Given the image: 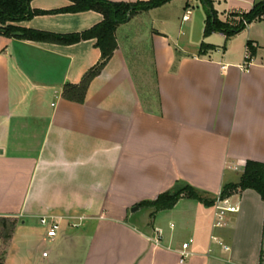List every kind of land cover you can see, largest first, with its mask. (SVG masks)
Segmentation results:
<instances>
[{"label": "crops", "instance_id": "crops-1", "mask_svg": "<svg viewBox=\"0 0 264 264\" xmlns=\"http://www.w3.org/2000/svg\"><path fill=\"white\" fill-rule=\"evenodd\" d=\"M176 1L118 27V48L83 104L62 92L99 62L95 40L57 45L0 35V216L17 220L3 264H264V201L254 190L231 197L239 211L228 213L220 228L215 207L194 199L171 210L146 207L148 219L137 216L141 202L177 183L211 200L240 181L247 161L264 163V20L247 26L245 50L250 42L255 52L248 60L247 52L222 53L210 41L214 33L205 37L207 18L192 19L198 0L180 5L181 26L194 31L189 40L168 34L167 17L164 29L131 31ZM263 2L213 0L218 18L232 25ZM71 5L31 2L41 11ZM103 20L96 11L64 12L17 26L72 34ZM147 41L150 76L145 53L137 50ZM76 217H85L79 227ZM43 218L59 222L54 236ZM155 230L162 232L159 245Z\"/></svg>", "mask_w": 264, "mask_h": 264}, {"label": "trees", "instance_id": "trees-1", "mask_svg": "<svg viewBox=\"0 0 264 264\" xmlns=\"http://www.w3.org/2000/svg\"><path fill=\"white\" fill-rule=\"evenodd\" d=\"M33 0H0V35L7 38L28 40L57 45H73L86 40H95L96 47L101 52L99 62L89 69L77 85L67 84L63 88L62 97L68 101L83 104L92 81L97 78L106 68L118 48L116 31L121 24L143 11H149L161 7L173 0H148L137 3L112 2L109 0H69L70 7L55 11L33 10ZM208 9L205 37L213 33L223 32L233 35L245 29L255 20H264V2L256 4L248 13H242L241 19L236 25L223 22L218 18L214 9L213 0H199ZM96 11L103 15L104 20L86 30L72 34H56L34 29H25L17 26V23L27 21L38 15L57 14L64 12ZM205 45L203 44L202 47ZM251 56L255 54L251 43H248ZM245 190L256 191L264 201V163L247 161L244 173L236 184H228L223 187L222 197H232L238 192ZM183 198L194 199L206 206H214L215 198L209 199L205 193L185 183H177L172 189L160 194L154 200L141 202L139 207L154 208L155 212L171 210ZM17 220L11 216H0V240L1 257L3 264L6 248L12 241Z\"/></svg>", "mask_w": 264, "mask_h": 264}, {"label": "rangeland", "instance_id": "rangeland-1", "mask_svg": "<svg viewBox=\"0 0 264 264\" xmlns=\"http://www.w3.org/2000/svg\"><path fill=\"white\" fill-rule=\"evenodd\" d=\"M184 0H177L176 2H174L173 4H170L169 6H166V8H163V10H160L159 12H153L150 16H148L146 19H143V23H141L140 25L135 26L134 28H132V32L135 31V29L139 30V32H145L146 29L151 26V27H155V28H161L164 29L165 26L162 23V19L166 18L170 19V25L169 27H167L168 29V34H170V36L174 39H177L179 42H183L185 40H189V38L191 37V35H193L194 31L190 28H188V24L189 23H184L181 26V18H182V14H183V9L182 7H180V5H182ZM199 1V0H198ZM200 2V1H199ZM192 10H193V15H192V19L194 18L196 21L197 18L199 17H203V18H207L209 12L208 9L205 7V5H203L202 3H193L192 4ZM239 17H241V15H239ZM247 33H248V29L246 27V29L241 30L240 32L233 34V35H228L227 39H223L220 37L219 33H214V35L210 38V41L212 43H215L216 45L220 46V51L223 53V51H226L228 56H245L244 52H248V48L247 50H245V46L247 45ZM150 48H151V42L147 41V42H143L142 44L139 45V47L137 48V50H142L143 54L145 53V59H143V66H145L146 74H149L150 76V72L148 69H151V65H150V60L148 62V59H150V57H147L150 53ZM134 57L130 56V62L131 65L134 68ZM136 70V69H135ZM136 75L139 77L137 71ZM148 210L146 207H143L142 209H140V211L138 212L137 216L141 219H148Z\"/></svg>", "mask_w": 264, "mask_h": 264}, {"label": "built area", "instance_id": "built-area-1", "mask_svg": "<svg viewBox=\"0 0 264 264\" xmlns=\"http://www.w3.org/2000/svg\"><path fill=\"white\" fill-rule=\"evenodd\" d=\"M190 11H188L186 13V15H184L183 20L187 21L189 20V16H190ZM220 34H222L225 38L226 35L223 32H220ZM245 58L248 60L250 58V53L247 52ZM216 213H215V224L214 226L216 228H220L224 225V221L226 218V215L228 213H237L239 211V207L238 205H235L232 203L231 201V197H222L221 193H219L217 195V197L215 198V204H214ZM73 220H75L76 222L73 223V227H79L81 225V223L85 220V217H76ZM42 224L44 225H50V234L51 235H55L57 233V231L60 228V224L59 222L55 221L54 219H49V218H43L41 220ZM161 235L162 232L160 230H155V236L153 238V242L157 245L160 244L161 242ZM213 239L217 240L216 237H213ZM193 242L192 239H190L188 242L183 243L182 245V252H181V262H185L187 257L189 256V253L187 252L190 244Z\"/></svg>", "mask_w": 264, "mask_h": 264}, {"label": "water", "instance_id": "water-1", "mask_svg": "<svg viewBox=\"0 0 264 264\" xmlns=\"http://www.w3.org/2000/svg\"><path fill=\"white\" fill-rule=\"evenodd\" d=\"M138 209V207L136 206V207H134L133 209H132V211H136Z\"/></svg>", "mask_w": 264, "mask_h": 264}]
</instances>
